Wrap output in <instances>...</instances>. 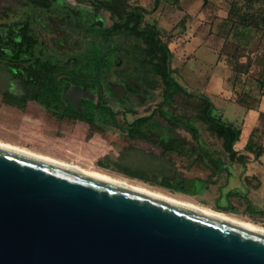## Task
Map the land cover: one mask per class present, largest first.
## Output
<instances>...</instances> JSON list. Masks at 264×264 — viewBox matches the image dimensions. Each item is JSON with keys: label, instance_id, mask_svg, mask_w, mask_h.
I'll list each match as a JSON object with an SVG mask.
<instances>
[{"label": "rangeland", "instance_id": "obj_1", "mask_svg": "<svg viewBox=\"0 0 264 264\" xmlns=\"http://www.w3.org/2000/svg\"><path fill=\"white\" fill-rule=\"evenodd\" d=\"M65 2L85 12L96 6L85 1L78 4L73 0ZM153 3L154 0H119L118 6L122 11L132 5L150 10L144 14L143 24L154 25L167 43L172 53L174 77L190 92L208 96L214 104L215 114L241 129L235 148L241 150L252 129L253 140L264 148V73L258 62L264 53V31L259 27L237 37L239 30L233 24L240 19L238 13L247 5L246 0H159L157 7L152 9ZM251 9L264 13V0L254 2ZM97 16L103 26L110 25L107 13ZM45 41L50 49L52 37L46 35ZM133 41L138 42L137 39ZM123 68L124 65L119 69ZM146 75L153 81L143 86L139 80L131 79L129 73L122 74L130 88L125 87L118 94L104 85V100L117 115L109 122L99 115L97 123L100 127L91 129L77 122L57 127L50 116L43 115L39 105L28 103V109L23 110L4 103L0 93V141L127 179L213 210L217 206H226L227 211H216L264 227V153L255 160L241 150L250 162L242 165L228 161L220 140L195 117L199 99L177 93L171 111L190 118L201 136L202 147L212 150L225 162L227 169L214 172L204 189L196 194L170 191L154 183L127 177L113 168L118 162L144 169L148 175L205 178L208 174L207 166L196 158L195 153L188 151L193 141L189 131L170 125L158 115L144 127L148 135L165 140L172 137L185 139L188 142L186 147L176 152L167 151L158 144L128 136V123L135 117L148 114L162 100L160 81L154 75ZM1 87H6L2 80ZM82 89L92 101L96 100L94 85L88 84ZM105 156L110 160L109 168L96 164L97 159ZM227 191L239 196L226 197Z\"/></svg>", "mask_w": 264, "mask_h": 264}, {"label": "water", "instance_id": "obj_2", "mask_svg": "<svg viewBox=\"0 0 264 264\" xmlns=\"http://www.w3.org/2000/svg\"><path fill=\"white\" fill-rule=\"evenodd\" d=\"M0 264H264V232L0 146Z\"/></svg>", "mask_w": 264, "mask_h": 264}, {"label": "trees", "instance_id": "obj_3", "mask_svg": "<svg viewBox=\"0 0 264 264\" xmlns=\"http://www.w3.org/2000/svg\"><path fill=\"white\" fill-rule=\"evenodd\" d=\"M256 1L259 0H246L247 5L244 6L242 12L238 13L241 17L233 23L234 27L239 30L237 37L248 34L249 31L258 30L259 27L262 28L261 31H264V13L260 14L256 9H251ZM93 2L97 3L109 15L111 24L108 27L94 24L84 27L76 22V52L74 59L69 63L38 58L22 60L20 59L22 44L15 43V47L18 48L14 56L16 59L12 63L13 66L19 71H27L26 82L40 91L27 96L4 93L1 96L4 103L22 108L30 99L44 106H51L52 104L69 106L71 110L67 112L72 118L93 123L94 120L98 119L96 115H100L109 122L114 120L117 112L112 111L104 100V85L113 89V84H118L123 91L125 87L130 88V84L122 77V74L126 73H129L131 79L139 80L143 86L150 85L153 80L146 75L148 73L160 81L162 100L148 114L135 117L128 123V136L158 144L167 151L176 152L186 147L188 142L185 139L172 137L165 140L148 135L144 127L150 125L152 118L158 115L170 125L183 127L189 131L193 141L188 147V151L195 153L196 158L207 166L208 174L205 178L200 176L157 175L155 173L148 175V171L144 169L131 168L118 162L113 164V168L127 177L137 178L144 182L157 184L170 191L186 194L200 192L207 186L208 179H211L214 172L227 169L225 162L219 155L202 147L201 136L190 118L180 117L171 111V104L174 95L177 93L199 99L200 104L196 106L195 117L205 123L208 131L220 140L221 149L226 154L228 161L238 162L242 165L250 162L240 152L241 150L250 154L255 160L260 158L264 153V148L253 140L254 129L250 132L241 150L235 148L236 143L240 140L241 129L231 121L224 120L220 115L215 114L214 104L208 96L203 93L190 92L174 77L171 66L172 53L167 43L160 37L159 31L154 25L143 24L144 14L150 10L139 5H132L122 11V8L118 6L119 0H93ZM158 2L159 0H154L152 9L157 7ZM22 36L27 37L26 35ZM134 39H137L138 42H134ZM129 40H132V43ZM26 45L31 47L30 40ZM258 62L262 66V73H264V53L259 57ZM122 65L124 68L119 69ZM22 71L19 74H22ZM59 75H68L81 85L87 83L94 85L97 90V99L95 101L81 99L78 106L84 107L74 111V105L64 102L62 98L63 84L57 79ZM262 83L264 84V82ZM109 163L110 160L106 156L96 160V164L103 168H109ZM229 195L239 196L236 192L227 191L226 197ZM217 209L224 212L228 210L226 206H217Z\"/></svg>", "mask_w": 264, "mask_h": 264}, {"label": "flooded vegetation", "instance_id": "obj_4", "mask_svg": "<svg viewBox=\"0 0 264 264\" xmlns=\"http://www.w3.org/2000/svg\"><path fill=\"white\" fill-rule=\"evenodd\" d=\"M73 1L75 4L85 1L96 6L90 12H85L77 6L68 4L65 0H0V80L6 84V87L0 89L1 96L4 93L27 96L40 91L26 82L28 78L27 71H19L13 66L12 63L16 59L14 56L18 48L15 47V43L22 44L20 47V59L22 60L38 58L40 60L51 59L54 62L65 61L69 63L74 59L76 52V22L84 27L90 24L108 27L103 26L97 16L99 13L106 12L93 0ZM22 35L30 38L28 39ZM46 35L52 37L50 49L45 41ZM79 38H82V36H79ZM29 40L31 42L30 48L26 45ZM21 71L23 73L19 74ZM57 79L63 84L61 93L64 102L73 104L74 111L84 107L78 106L81 99L91 101V98L87 97L84 89H82L89 83L78 84L68 75H59ZM112 90L118 94L122 89L118 84H113ZM28 103L39 105L43 110V115L45 114L46 118L50 116L52 123L57 127L76 122L86 125L87 129L100 127V124L97 123L98 119L94 120L93 123H89L70 117L67 112L71 110L69 106H55V104L44 106L29 99L22 107L23 110L28 109L29 106H26ZM109 107L113 111L111 106ZM96 117H99V115H96Z\"/></svg>", "mask_w": 264, "mask_h": 264}, {"label": "bare ground", "instance_id": "obj_5", "mask_svg": "<svg viewBox=\"0 0 264 264\" xmlns=\"http://www.w3.org/2000/svg\"><path fill=\"white\" fill-rule=\"evenodd\" d=\"M0 146L14 150V151H17V152H20V153H23V154L30 155V156H33V157H36V158L57 164V165H61V166H64V167H67V168H70L73 170H77V171L83 172L85 174H88V175H91V176H94V177H97V178H100V179L121 185V186L130 188V189H133V190H136V191L148 194V195H152V196H155V197H158V198H161V199H164V200H167V201H170V202H173V203H176V204H179V205H182V206H185V207L206 213V214H210V215H213V216H216V217H219V218H222V219H225V220H228V221H231V222H234V223H237V224H240V225L261 231V232H264V227L261 225H257V224H253V223H250L247 221H243L241 219H237V218L230 216L226 213H223L221 211H216V210L207 208L205 206H202V205H199L196 203L177 199V198L170 196V195H167V194H165L159 190H156V189H153L150 187H146L144 185L136 184V183L131 182L127 179L118 178V177L109 175V174L104 173V172L96 171L94 169L82 168L79 165L69 163V162H66V161L51 157V156L36 153V152L30 151L28 149L19 147L17 145H12V144L7 143V142L0 141Z\"/></svg>", "mask_w": 264, "mask_h": 264}]
</instances>
